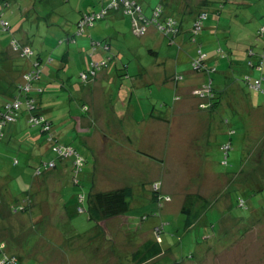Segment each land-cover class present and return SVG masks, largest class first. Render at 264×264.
Here are the masks:
<instances>
[{"label":"rangeland","instance_id":"obj_1","mask_svg":"<svg viewBox=\"0 0 264 264\" xmlns=\"http://www.w3.org/2000/svg\"><path fill=\"white\" fill-rule=\"evenodd\" d=\"M24 1L28 0H17L7 7H3L0 1V10L12 24L19 21L18 24L22 25L15 34L26 33L32 49L42 57L50 55L54 66L62 69L60 58L66 51L58 56L53 52L60 47V40L74 33L80 11L87 8L94 10L97 0H30L32 3L27 13L22 14ZM248 1L252 4L242 9L246 17L241 18L240 26H248L245 19L263 7L261 0ZM138 2L148 19H152L153 9L159 3L164 5L166 14L176 11V5L167 0ZM117 14L118 18L112 20L111 16H107L82 36L76 37L78 41L89 35L110 39L113 46L111 52L121 58L116 57L117 68L111 70L109 81L98 83L95 89L85 88L81 93L63 90L59 95L52 96L54 106L58 107L55 110L54 129L61 144H70L87 156L80 184L66 185L61 190L64 201H70L65 206L70 218L67 241L77 243L76 246H92L93 249H81V253L72 249L69 243L61 244L59 237L53 236L52 240L34 237L31 241L37 244L28 256L33 255L38 261L27 264H130L131 253L138 249L140 242L156 240L158 233L155 231H160L158 239L162 242V252L144 264H264V112L262 115L260 112L256 114L258 106L264 104V94L258 90L251 93L236 72L234 77L229 75L227 82L222 81L225 80L224 75L212 73L214 84L222 82V94L218 106L205 121L204 128L182 121L170 133L168 127L173 121H165L157 126V130L154 128L151 135L141 138L145 134L138 119L144 115L149 118V112L154 110L153 104L154 114L158 117L164 115L174 120L177 112L182 113V101L176 102L173 88L162 85L161 81L165 75L173 73H182L185 78L192 74L191 61L196 47L189 41L170 44L166 37L156 31L154 36L151 33L137 35L131 20L121 13ZM4 37V34H0V42L7 46L3 42ZM160 37L164 38L162 45L158 41ZM63 44L67 47L65 42ZM69 47L72 49L75 46L70 44ZM149 48L158 52V59L148 52ZM3 49L8 51L7 47ZM66 62V74L59 72V76L71 75L75 79L76 65L69 68L68 65L72 63L69 59ZM123 65H127L126 70ZM123 73L130 79L121 78ZM141 75L149 79L145 80ZM120 88L121 99H118ZM132 93L133 97L129 99ZM123 101L126 103L121 104ZM85 106L87 111L83 110ZM185 108L187 115L193 116L190 104ZM133 115L137 119L134 120ZM85 119H94V123L91 122L92 133L107 135L110 139L107 145L102 144L100 149L95 150L99 151L96 154L91 155V150H86L90 149V145L81 140L84 134L80 132L77 122ZM229 131H234V134L230 135ZM125 132H129L134 139L125 141ZM23 133L29 134L26 130ZM199 133L204 137L196 142L194 138ZM42 136L43 143L51 148L47 137ZM4 137L0 139V169L8 165L6 151L11 152L6 149ZM18 141L31 149L24 138H18ZM229 144L231 149L226 164H223L221 147ZM139 149L147 160L154 158L164 161L159 192L163 198L170 197L168 202L162 201L159 205L151 201L153 184H144L142 175L147 169L138 173L145 167L142 158L141 162H136L126 156L127 152L135 154ZM102 158L105 160L102 161ZM117 159L130 162L136 172L115 161ZM18 160V166L12 165L15 172L20 168L28 169L25 161L21 158ZM13 161L17 164L16 159ZM15 176L10 177L8 186L3 182L0 184L14 195L25 194L26 187L30 185L29 177L20 176L21 183H18L11 181ZM130 185L136 190L132 214L127 212L124 217H114L98 225L91 223L87 215L77 214L74 202L78 196L90 190L106 191ZM191 192L201 193L207 206L193 226L187 229L184 226L185 216L180 209L184 195ZM50 223L56 226L54 222ZM65 229L63 227L61 230ZM88 234L92 236L91 240L85 236ZM72 235L75 237L72 238ZM4 246L6 255L8 248L6 244Z\"/></svg>","mask_w":264,"mask_h":264},{"label":"trees","instance_id":"obj_2","mask_svg":"<svg viewBox=\"0 0 264 264\" xmlns=\"http://www.w3.org/2000/svg\"><path fill=\"white\" fill-rule=\"evenodd\" d=\"M0 1L1 4L4 5L3 7L9 6L10 3L17 2V0ZM112 1L113 0H109L106 5L103 6L104 4H102V0H97V5L94 10L92 8H87L83 11H80V17L74 25V33H72L70 36L67 35L65 39L59 41V44H61V50L60 52H57L58 54L56 56L60 55L62 51H66L61 55L60 58V61L63 65L62 68H65L67 66V59H69L72 63L68 65L69 68L75 65L77 68L76 78L74 79L71 75L69 76V78L72 79L71 81L73 89H68V91H80L81 93L85 88H88L90 84H93L94 81L99 78L100 73L111 66L113 62V56L107 54V52H110V44L109 42H107V39H103L102 41L90 42V49L86 51L77 43L81 39H79L78 41L76 40V37L82 36L85 31L93 28L96 22L106 18L112 12H119L124 17H127L131 20L133 29L136 30L138 35L140 36L146 35L148 28L153 27L156 32L166 37L169 40L170 44L176 43L177 38H179L180 36H184L186 38L185 42L189 41L194 47H196L191 61L192 74H195L202 78L204 77L206 78V81L202 85L195 87L192 90L191 95L192 98L196 101L195 108L197 109V111L205 113L208 120L211 113L218 106L222 94L219 89H216L211 74L219 71L218 65L220 66V64H226L225 67H222V71L226 70L225 68L233 69V67L237 65L234 62V57L236 55L234 54V52L232 54L230 49V47L232 48V46L230 45V43L233 41L232 38H226L228 44L226 42L221 43L219 40L220 36L217 34V28L218 26H220L224 7L228 2H230V0H192L190 1V3L184 5L183 11H175L174 14H166L164 5L162 3H159L153 9V13L151 16L152 19H148V17H146L144 14L141 4L137 0H133L140 8V12L137 14L130 15L124 13V11L122 12L121 9H112L107 11L106 14L102 16V18H96L95 16L97 14H100V12L104 10V8L108 6ZM116 1L118 2L119 0ZM24 3L25 9L22 14L27 13L29 5L32 2L28 0L26 2L24 1ZM135 18L141 19L143 21H140V24H137L135 22ZM18 22L12 24L10 20L4 17L3 11L0 10V34L11 35L13 33L12 31L17 28ZM81 22H84L83 25ZM221 31L225 33V30ZM205 34L211 35V37L215 36L217 38V40L214 42L217 44L212 48V54H208L202 49L201 37ZM250 34L254 37L255 41L251 43L243 42V47L241 46V49H243V52L245 53L246 67L250 71H257L261 74L256 78L250 72L249 74L241 73V81L249 89L262 92L261 83L264 80L262 67L264 57V26L251 30ZM21 38L24 39L22 36H17V38L11 36V38L9 39V45L10 50L14 54H16L23 61L27 62V68L26 70L21 72L20 79L14 83V94L12 95V97L0 105V139L5 135L3 127L5 128L6 125L13 124L17 121L21 112V107L24 105L26 111L29 113L27 118L29 126L39 128L41 134H44L45 137H47L46 139L48 140L49 145L51 146L52 153L55 156L54 160L43 161L40 163V165L37 167L40 170V174L37 176H41L44 172L54 169L56 167L55 161L61 160L64 162H68L71 170L70 181L73 185L77 186L78 184H80V176L82 175V169L86 162L87 156L85 157L83 155L84 153L74 149L70 144H61L54 130V122L46 117V115H44L39 109L38 97L45 91V87L41 84L43 68L52 62V58L50 55H48V57H42L39 52H36L35 49H32L30 43L27 41V35L25 36V43L20 40ZM64 42L67 47L63 44ZM214 43H212V45ZM70 44L74 45L75 47L70 49ZM99 48L106 53L105 57H96ZM148 52L158 59L157 51L149 48ZM72 53L74 54V56L70 57ZM260 53H262L261 57ZM213 57L215 58V60L211 64L209 61ZM79 58L83 60L84 67L82 68L78 67L81 64ZM123 69L126 70L127 65H123ZM59 71L62 70L59 69ZM234 74L235 73L232 74L233 77ZM141 76L144 78V75ZM120 77L130 79V77L127 76L126 73L121 74ZM185 79L186 78L182 73H173L171 75H165L163 80H159V82L161 81L162 85L166 84L173 88L175 93L174 100L176 102H179L183 99V95L180 90L182 85L184 84ZM62 82H64V79ZM73 82L77 86H74ZM102 84H104V82ZM256 84H258V86ZM120 90L121 88L118 91ZM131 96L133 97V93L130 95L129 99H131ZM117 97L118 99H121V93H119V95L117 93ZM124 101L121 102V104L126 103ZM14 104H18V107L15 108ZM152 108H154L155 110L154 104L152 105ZM83 110L87 111L88 109L85 106L83 107ZM154 110L151 109V111L149 112V118L144 115L143 118L138 119V123H142L147 120L158 121L161 123L170 121L171 117L164 115H162V117H158L154 114ZM6 117H10L12 121H5ZM33 117H42L43 122L39 125L33 126L32 123H30V119ZM133 119L135 120L137 118L133 115ZM90 127L92 128V125ZM228 133L232 135L234 134V131H229ZM81 140H83V137L81 138ZM79 142L81 143V141ZM58 149H61L62 151L71 150L72 154L68 157H64L58 152ZM230 149V144L221 147L224 155L223 164H226L227 162V157ZM86 150L88 151L90 149ZM137 153L145 157L142 150H137ZM78 159H81V165L78 166V168H75L73 165ZM49 162H53L54 167L47 169L43 164H47ZM158 162L160 163V161ZM161 162L164 163V161ZM159 182L160 177L156 179V182L152 183L153 185L151 187L153 192L151 201L160 205V202L162 201L168 202L170 200V197L163 198L161 196L159 192ZM133 196V188L130 186H123L106 191L90 190L87 194L78 196V200L75 201V210L79 215H87V219L91 221V223L98 225V223L101 221L105 222L110 220L111 218L118 216L124 217L126 216L127 212H130L132 214V212L135 210H130V203L133 199ZM206 206L207 201L201 193L191 192L184 195L180 211L185 216V228L189 229L193 226V224L198 219L200 212L205 209ZM17 207L18 206H13L12 209L14 208L15 211H19ZM155 232L158 233L156 234V240L153 239V241H143L144 243L140 242V247L138 245V249L131 253L130 264H144L150 259L155 258L161 254L162 242L158 239V236H160V231ZM4 248L5 246L2 243L0 247V263L3 262V264H9L8 260L10 261L12 258H15L16 264H20L17 256L10 254L8 255L7 253L5 255Z\"/></svg>","mask_w":264,"mask_h":264},{"label":"crops","instance_id":"obj_3","mask_svg":"<svg viewBox=\"0 0 264 264\" xmlns=\"http://www.w3.org/2000/svg\"><path fill=\"white\" fill-rule=\"evenodd\" d=\"M109 0H102L103 6L106 5V3ZM138 1V0H137ZM168 2H172L175 4L176 11H183L184 5L190 3L192 0H167ZM261 4H263L262 8H259L253 12V14L247 19H245L249 25L248 26H240L241 18H245V14L242 12V9H244L245 6L251 5L252 3L248 0H230L225 7L223 17L220 21V26L217 28V34L220 36V42H228L226 41V38L231 37L232 42L230 45L232 46L231 52L236 55L234 57L235 67L232 68H225L226 70L222 71V67H225L226 64L220 66L218 65L217 71L219 74H222L225 76V80H222L223 82H227L226 79L229 78V75L233 73L238 74H245L249 72L255 76L256 78L260 76L261 73L257 71H250L246 67V61H245V53L243 52V42H253L254 37L250 34L251 30H254L258 27L264 26V0L260 1ZM209 7V6H208ZM212 8V7H210ZM144 11V9H143ZM119 12H112L109 14L111 16L112 20L115 18H118ZM244 16V17H242ZM223 20V22H222ZM22 25H17V28L12 31L13 33L11 35H4L3 42L7 44L3 46L0 42V105L10 99L12 95L14 94V83L20 79L21 72L26 70L27 68V62L20 59L16 54L11 52L10 45H9V39L11 36L16 37H23L24 39H20L23 41V43L26 42L25 36L26 33L23 34H15L18 30V32L21 30ZM221 30H225V33H223ZM233 30H235V33L233 34ZM16 31V32H15ZM135 34L138 35L137 31L134 30ZM154 28L149 27L146 34L151 33L152 36H154ZM228 33V34H227ZM213 35V34H212ZM144 36V35H143ZM85 38H81L79 42H77L81 48H84L86 51L90 49V42L92 41H102L103 39H107L110 44V52L107 54H110L113 56V62L111 66L104 70L102 73H100L99 78L94 81L93 84H90L88 88L95 89L100 82H104V80H108V76L111 73V70L116 68L118 59L116 57H120V55H115L111 52V48L113 47L111 44L110 39L108 38H102L100 39L97 37V35H94L91 37L84 36ZM164 38L160 37L158 41H160V45H162V40ZM185 37L180 36L177 38L176 42L185 43ZM217 40L215 36L211 35H204L201 37L202 41V49L204 52L208 54H212V48L217 44L214 43ZM225 40V41H224ZM264 40V39H263ZM262 40V41H263ZM219 42V41H218ZM212 43H214L212 45ZM157 44V43H156ZM211 45V46H210ZM156 46V45H155ZM242 46V47H241ZM3 47H7L8 51L3 49ZM71 49V48H70ZM61 47L59 49H56L54 51V54L58 51L60 52ZM195 52V51H193ZM106 53L103 52L102 49H98L96 57L101 58L105 57ZM262 53H260L261 57ZM212 56V55H211ZM121 58V57H120ZM80 62L81 64L78 67H84L83 60L81 58ZM215 60V58H211L209 61L211 64ZM237 62H236V61ZM54 61L48 64L43 68V74H42V80L41 84L45 87L46 93H43L38 97V103H39V109L41 112L46 115L50 120L54 122V126L56 127V116H55V110L58 107H55V102L52 101V96L54 94L59 95V92H62L63 90L73 89L72 87V79L69 77H63L59 76V72L65 74L64 71L65 68H62L59 71L58 67L54 66ZM66 66V65H64ZM63 67V66H62ZM263 77H264V57H263ZM216 72V73H217ZM250 74V75H251ZM251 75V76H252ZM59 76V78H58ZM252 76V77H253ZM64 79V82L63 79ZM144 79L148 80L149 77H146L144 75ZM220 80V79H217ZM206 81V78L199 77L195 74H189L188 77L185 79L184 84L181 87V92L183 95V99L181 100V106H182V113L177 112L176 117L173 120V117H171L170 121H173L172 125L168 127L169 132L171 133V129L178 125V123L182 121H189V123L195 127L198 125H201L203 128L205 127V121L207 120L205 113L197 111L195 108L196 101L192 98L191 92L192 90L202 85ZM214 81V79H213ZM222 82L219 81V84H215L216 89L220 90V84ZM74 86H77L73 82ZM262 92L264 94V80L261 83ZM251 93H253L255 90L247 88ZM121 93V90L119 91ZM126 95V94H125ZM126 97V96H125ZM190 104V107L193 111V116L187 115L186 106ZM259 110H256V114L260 112H264V104H260L258 106ZM29 113L26 111L25 106L23 105L21 107L20 115L17 119V121L13 124H9L4 128V134L6 137V149L11 150V152L6 151L8 154V165L2 166V169H0V182H3L4 184H9V179L11 176H15V173L18 175L13 177L11 181H17L18 183H21L20 176L27 175L29 177V186H27V190L25 194L22 195H14L13 192L7 187L3 189V184H0V241H2L3 244H6V247L8 248L7 254L17 256L20 264H27V262H36L38 261L37 257H29L30 253L35 249L36 242H32L34 237H38L39 239L43 238L45 240H52L54 237H59L61 239V244L69 243L67 241L68 238V221H69V214L67 208L65 206L70 204V201L65 202L64 197H61V190L66 185H73L70 181V166L68 162H64L61 160H56V167L52 170L44 172L41 176H35L34 172L35 169L40 165L43 161H50L54 160L55 156H50L48 154H51L52 150L49 148V146L45 145L43 143V136L41 132L37 129V127H31L29 126L27 122ZM129 120V118H128ZM94 123V119L90 120H82L81 122H77V126H79L80 132L83 133V142L88 143L90 146L91 154H96L99 151H95L101 148L102 144H108L110 139H108L107 135H98L96 133H92L90 130V126L92 123ZM66 123V121H64ZM79 123V124H78ZM161 122L153 121V120H147L145 122H142L140 126L142 127V131L144 132L145 136H140L141 138L148 137V135H151L154 131V128L156 130L158 129L157 126H159ZM93 130V128H91ZM28 131V135H24L23 131ZM56 132V129H54ZM66 131L68 132V128H66ZM4 137V138H5ZM24 138L25 142L31 146V149L28 148L24 144H19L18 138ZM124 140L132 141L134 139V136H132L129 132H125L124 134ZM136 137V136H135ZM204 135L201 136V134H197L194 138V141L200 142V139L203 140ZM137 139V137H136ZM12 140V143H11ZM198 140V141H197ZM93 142L92 144H90ZM44 144V146L42 145ZM141 150V149H139ZM4 151V150H3ZM51 151V152H50ZM24 154V155H23ZM27 155V156H25ZM126 156H130L133 160L136 162H141L140 158H142V162L145 164L144 169H141L140 172L146 170L145 174H142L144 177V184H152L156 182V179L160 177V181L162 178V172L164 163L156 159L147 160L142 156L141 154H138L137 151L134 152H127ZM18 158H21L23 161H25L26 166L28 169L20 168L19 170H16L13 168L12 165L18 166L20 164ZM14 159L17 160V164H14ZM105 159L102 158V161ZM117 162H121V164L124 165L127 169H132L134 172L135 168L133 169V165L128 162L124 163L122 159L115 160ZM114 161V162H115ZM111 163H114L110 161ZM120 164V163H118ZM31 166V168H30ZM82 177V175H81ZM62 178L64 179L62 181ZM161 184V183H160ZM131 186V185H130ZM133 188L134 196H135V188ZM133 196V199H134ZM132 199V200H133ZM75 203V202H74ZM17 204L18 207L23 210L21 211H15V209L12 207ZM136 203H133L131 201L130 203V210H134L132 205L134 206ZM63 207V208H62ZM57 210V211H56ZM55 216V217H54ZM124 220H127L126 218ZM50 222H54L56 226H53ZM65 227L66 229L62 231L61 229ZM89 240H91V235H85ZM75 237L72 235V238ZM147 241V240H144ZM144 243V242H143ZM70 247L72 249H76L79 252L82 253L81 249H93L91 246H76L77 243H69ZM70 247H68L70 249ZM140 247V245H139ZM48 248V245H47ZM49 249V248H48ZM91 249V250H92ZM68 253V251H66Z\"/></svg>","mask_w":264,"mask_h":264},{"label":"built area","instance_id":"obj_4","mask_svg":"<svg viewBox=\"0 0 264 264\" xmlns=\"http://www.w3.org/2000/svg\"><path fill=\"white\" fill-rule=\"evenodd\" d=\"M112 9H121L122 12L124 11V13L126 14H130V15H133V14H137L140 12V8L137 6V4L135 3V1L133 0H119L118 2L116 0H113L108 6H106L104 8V10H102L100 12V14H97L95 17L96 18H102L103 15L106 14L107 11L109 10H112ZM140 21H143L141 19H136L135 18V22L137 24H140ZM82 23V22H81ZM84 23V22H83ZM82 23V25H83ZM89 25V24H88ZM90 26V25H89ZM88 26V27H89ZM258 86V84H256ZM9 107V106H8ZM14 107L17 108L18 107V104H14ZM6 120L5 121H12V119L10 117H6L5 118ZM43 122V118L42 117H39V118H31L30 119V123H32L33 126H36V125H39ZM58 152L64 156V157H68L72 154V151L71 150H61V149H58ZM16 163V162H15ZM44 167H46L47 169L49 168H52L54 167V163L53 162H49V163H45L43 164ZM81 165V159H78L75 164L73 165L75 168H78V166ZM35 176L39 175L40 174V170L39 168H37L34 172ZM23 209V208H22ZM21 209V210H22ZM2 244H0V247H1ZM8 263L9 264H16V260L15 258H12L10 261L8 260ZM3 264V262L1 263Z\"/></svg>","mask_w":264,"mask_h":264},{"label":"clouds","instance_id":"obj_5","mask_svg":"<svg viewBox=\"0 0 264 264\" xmlns=\"http://www.w3.org/2000/svg\"><path fill=\"white\" fill-rule=\"evenodd\" d=\"M23 209H24V207H23ZM23 209H22V210H23Z\"/></svg>","mask_w":264,"mask_h":264},{"label":"bare ground","instance_id":"obj_6","mask_svg":"<svg viewBox=\"0 0 264 264\" xmlns=\"http://www.w3.org/2000/svg\"><path fill=\"white\" fill-rule=\"evenodd\" d=\"M16 163H17V161H16Z\"/></svg>","mask_w":264,"mask_h":264}]
</instances>
